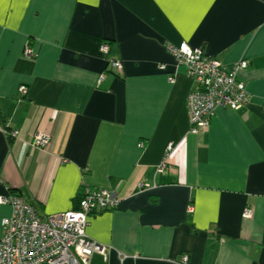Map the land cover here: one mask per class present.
Returning a JSON list of instances; mask_svg holds the SVG:
<instances>
[{
	"label": "crops",
	"instance_id": "obj_1",
	"mask_svg": "<svg viewBox=\"0 0 264 264\" xmlns=\"http://www.w3.org/2000/svg\"><path fill=\"white\" fill-rule=\"evenodd\" d=\"M182 41L228 70L248 61L251 100L219 107L196 134L194 82L167 50ZM26 45L30 70L18 69ZM38 131L51 135L44 148ZM88 187L122 199L89 218L88 235L109 247L91 264H264V0H4L0 195L51 214L77 208ZM10 212L0 205V237Z\"/></svg>",
	"mask_w": 264,
	"mask_h": 264
},
{
	"label": "built area",
	"instance_id": "obj_2",
	"mask_svg": "<svg viewBox=\"0 0 264 264\" xmlns=\"http://www.w3.org/2000/svg\"><path fill=\"white\" fill-rule=\"evenodd\" d=\"M101 50L108 53L109 44L103 43ZM167 50L194 82L187 96L192 133L207 127L219 107L228 106L236 110L251 100L246 82L240 77L242 70L248 67L247 60L236 61L228 70L222 61L187 41L179 45L169 43ZM33 55H36L35 50L26 45L25 56ZM108 62L111 67L122 70L120 60L110 58ZM160 68L165 69V65H160ZM169 79L172 81L173 77ZM18 90L26 95L28 87L22 84ZM8 134L16 137L18 131L8 130ZM50 140L49 133L38 131L32 145L44 148ZM174 143L169 142L166 155L173 149ZM121 200L114 191L88 187L80 195L77 208L44 214L21 194L0 195V205L11 208V212L1 220L0 264H91L95 254L104 256L106 260L109 247L91 238L86 228L90 216L119 207ZM243 215L251 217L253 210L246 208ZM188 260V254H183L180 262L186 264Z\"/></svg>",
	"mask_w": 264,
	"mask_h": 264
},
{
	"label": "trees",
	"instance_id": "obj_3",
	"mask_svg": "<svg viewBox=\"0 0 264 264\" xmlns=\"http://www.w3.org/2000/svg\"><path fill=\"white\" fill-rule=\"evenodd\" d=\"M27 58L28 59H26V60L25 59L19 60V62H18V69L20 68V69L30 70V67L33 66V62L35 61L36 55H33L32 57H27Z\"/></svg>",
	"mask_w": 264,
	"mask_h": 264
},
{
	"label": "snow or ice",
	"instance_id": "obj_4",
	"mask_svg": "<svg viewBox=\"0 0 264 264\" xmlns=\"http://www.w3.org/2000/svg\"><path fill=\"white\" fill-rule=\"evenodd\" d=\"M3 2H4V0H0V5H2V4H3Z\"/></svg>",
	"mask_w": 264,
	"mask_h": 264
}]
</instances>
